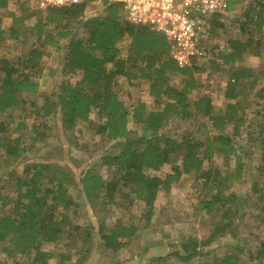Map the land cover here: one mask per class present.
Masks as SVG:
<instances>
[{
	"label": "trees",
	"instance_id": "1",
	"mask_svg": "<svg viewBox=\"0 0 264 264\" xmlns=\"http://www.w3.org/2000/svg\"><path fill=\"white\" fill-rule=\"evenodd\" d=\"M238 2L226 0L225 10H233ZM13 3L18 4L19 1L0 0V10ZM103 3L106 15L101 18L85 19L88 0L60 8L36 9L28 14L19 4L18 15L8 13L14 23L33 16L35 22L29 31L25 29V38H21V44L31 39L28 50L16 60L0 57V170L18 164L25 155L21 138L11 137L12 131L25 128L14 115L16 110L21 113L25 105L32 109L34 117L48 119L58 114L61 127L66 132L75 129L79 123L85 124L104 143L111 144L98 158L97 165L111 170V178H103L96 171V165L80 178V191L89 202L100 200L108 206L118 202V206L123 201L127 207L138 208L142 217L148 220L157 191L169 190L182 175L203 178V185L208 183L214 189L209 198L206 196L197 202V208L207 213L214 210L220 213L222 216L218 223L205 240L188 238L180 242L179 252L170 254L183 263L206 257L201 248L208 247L224 232H231L228 230L235 225V220L242 218V213H239L241 200L227 192L228 184L241 177L242 166L239 164L220 181L219 170L205 169L204 164L210 163L214 156L228 159L235 152L233 139L241 135L246 121L255 124L262 117L264 67L256 68L258 70L235 69L233 64L243 56H262L264 0H253V4L246 7L243 20L237 24L239 38L228 41L230 52L218 54L220 65L229 69L223 108L213 105L211 97L206 94L194 99L189 97L197 89L192 73H202L204 64L197 66L193 62V66H179L170 54L168 39L162 33L128 22L121 15L118 4L108 3L107 0ZM1 20L0 41L6 34ZM19 27V30L10 28L6 35L14 43H18L22 36L21 24ZM75 29L82 32L77 34ZM64 40L61 74L72 77L60 83L59 92L52 99L40 91L37 82L41 74V59L47 47L61 50L60 44ZM125 40H128V45L123 58L119 44ZM75 75L79 78L73 81ZM176 76L181 78L179 87L171 84ZM120 78L129 85L138 80L146 82L154 107L137 103L129 111L117 91ZM255 84H258L257 88ZM250 92L259 102L255 100V116L247 118ZM93 112L96 121L90 118ZM197 119L202 121L197 123ZM177 120L188 125L197 123V130L193 133L180 132L179 138L175 139L164 129L169 122ZM129 122L134 126L131 129L128 128ZM228 125H231V135L223 133ZM257 127V135L261 137L264 123ZM32 129L35 131V126ZM198 131L201 133L195 136ZM36 139L32 138V141ZM112 150L115 151L111 154ZM169 163H174L171 174L162 179L144 173L158 171ZM20 167L19 173L15 170L8 173L14 184L15 199L7 212H4L8 205L4 195L5 185L0 183V244L3 257L14 256L31 264H49L48 261L53 258L54 264L72 262L73 254L83 252L80 246H74L75 243L70 246L69 242H65V251L58 253L41 249L42 244L60 242L63 235L65 240L72 239L73 235L78 240L83 232V245H87L90 239L87 229L76 225L70 216L77 208L67 194L68 185L76 186L72 174L49 163L32 162ZM256 200L259 204L263 203L259 214L264 225V192L259 193ZM59 207L65 212L55 216ZM136 231L134 225L115 222L107 226L101 222L98 228L101 247L118 252L131 242ZM253 258L257 264H264V240L259 242ZM81 260L75 264H81ZM205 264L240 263L235 255L228 254L220 259L213 257Z\"/></svg>",
	"mask_w": 264,
	"mask_h": 264
},
{
	"label": "rangeland",
	"instance_id": "2",
	"mask_svg": "<svg viewBox=\"0 0 264 264\" xmlns=\"http://www.w3.org/2000/svg\"><path fill=\"white\" fill-rule=\"evenodd\" d=\"M18 1V4L13 3L8 5L7 9L0 10L1 26L6 31L5 37L0 41V57L5 56L13 60H16L20 54L28 50L31 39H27L21 44V38H25V29L29 31L35 22V17H30L21 23H14L8 13L12 12L18 15L20 12L19 4L26 10L25 14L36 11L33 0ZM103 4V0H88L85 19L105 16ZM251 4H253V0H239L234 5L233 10L226 11L222 17L213 18L212 21H209V24L203 26L198 46L200 57L190 61L188 65H192L193 62V65L197 66L204 64L202 73H192L197 89L190 93L189 97L191 99L206 94L211 97L213 105L217 108H223L226 102L223 92L228 80L229 69L220 65L218 54L220 52H230L228 41L239 38L237 24L243 20V13L246 7ZM20 24L22 26V36H20L19 41L16 40L18 43H14L13 39H9L6 35H8L10 28L15 27L19 30ZM74 32L80 34L82 30L75 29ZM127 45L128 40L119 44L121 57L123 58L126 56ZM60 46L61 50L59 51H55L52 47H47L44 50L40 64L41 74L37 79L40 91L52 99L58 94L60 83L72 77L61 74L64 58L62 48L65 46V40L61 41ZM211 62L214 63L211 64ZM233 67L235 69L264 67V50L259 58L243 56L241 60L234 62ZM78 78L79 76L75 75L72 80L76 81ZM180 80L181 78L177 76L173 77L171 84L179 87L181 85ZM254 86L257 88L258 84ZM116 87L119 96L129 111L137 103H145L148 107H154L155 105L148 94V84L142 80L129 85L124 79L120 78ZM255 88L252 90H255ZM255 100L259 102L250 92L248 109H246L247 118H252L251 115L255 116ZM14 115L17 121L23 122L25 128L17 132L12 131L11 137L19 136L21 138V146L25 149V155L18 164L11 165L6 170H0V183L5 185L4 195L8 204L4 208V212L9 210L15 199L14 184L8 176L10 171L15 170L19 173L22 164L32 162L58 165L61 169L70 171L76 183L75 187L68 185L67 189L70 199L77 205L74 213L70 215L71 219L76 225L87 229V232L90 233L87 245L82 244L84 237L82 236L83 232H81V239L78 236V240L74 235L72 239L65 240V235H63L58 243L42 244L41 249L43 251L58 253L65 251V242H69L70 246L75 243L74 246H80L79 248H82L83 252L80 255L73 254V261L67 264H75L81 258V264H205L210 262L213 257L220 259L228 254L235 255L240 264H257L253 257L259 242L264 240V225L261 224L262 215L259 214L263 203L260 202L259 204L256 200L258 194L264 192V138L262 139L264 129L262 130V136L259 137L257 126L264 123V110L260 112L262 117L255 124L246 121L241 129V135L233 139L235 152L228 159L214 156L210 163L205 162V169L219 170L218 180L220 181L225 175L233 172L239 164L242 166L241 177L229 183L227 189L228 193L234 194L241 200L239 213H242L240 215L242 218L235 220V225L228 230H232L231 232H224L208 247L201 248V252L204 255L207 254L206 257H197L187 263L180 262L176 256H171L172 253L179 252L180 242L188 238L197 239L198 241L205 240L222 216L215 210L213 213L198 210L197 202L206 196L209 198L214 193V189L208 183L203 185V178L199 179L194 175H182L169 190L159 189L153 201L152 213L148 220L142 217L138 208L127 207L123 201H120L118 206V202L113 206L105 205L100 200L91 203L80 191V178L86 170L95 165L96 171H99L103 178L108 180L111 178V170L97 166L99 165L98 158L107 151L111 144L104 143L85 124L79 123L75 129L66 132L61 127L58 114H54L48 119L34 117L32 109L28 105L24 106L21 113L16 110ZM90 118L96 121L94 112L91 113ZM197 120V123L200 122L199 120L202 121V119ZM197 123L196 125H188L187 122L177 120L169 122L164 131L169 135H173L176 139L179 138L180 132L193 133L194 130H197ZM32 126H35V131ZM133 127V124L129 122L128 128ZM198 133H201V131L196 132L194 135L198 136ZM223 133L231 135V125H228ZM32 138L37 139L33 142ZM114 151L112 150L111 154ZM1 156L2 153L0 152V168H2ZM173 165L174 163H169L162 166L158 171H144V173L162 179L165 175L171 174ZM64 212V209L59 207L55 212V216ZM101 222H104L107 226H111L115 222L134 225L137 231L125 248L118 252H111L101 247L98 235ZM1 246L0 244V264H31V262H24L19 258H14V256H12L13 258L3 257ZM156 258H164L165 260H157ZM48 262L54 264L55 258L50 259Z\"/></svg>",
	"mask_w": 264,
	"mask_h": 264
},
{
	"label": "built area",
	"instance_id": "3",
	"mask_svg": "<svg viewBox=\"0 0 264 264\" xmlns=\"http://www.w3.org/2000/svg\"><path fill=\"white\" fill-rule=\"evenodd\" d=\"M37 10L77 5L84 0H33ZM120 7L121 15L135 25L162 33L179 66L200 57L202 28L226 13V0H107Z\"/></svg>",
	"mask_w": 264,
	"mask_h": 264
},
{
	"label": "crops",
	"instance_id": "4",
	"mask_svg": "<svg viewBox=\"0 0 264 264\" xmlns=\"http://www.w3.org/2000/svg\"><path fill=\"white\" fill-rule=\"evenodd\" d=\"M21 38V37H20Z\"/></svg>",
	"mask_w": 264,
	"mask_h": 264
}]
</instances>
